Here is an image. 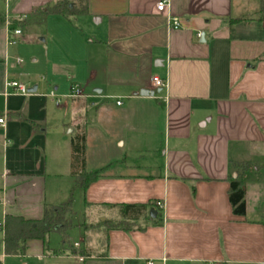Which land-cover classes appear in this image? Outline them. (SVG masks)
<instances>
[{
	"label": "crops",
	"instance_id": "1",
	"mask_svg": "<svg viewBox=\"0 0 264 264\" xmlns=\"http://www.w3.org/2000/svg\"><path fill=\"white\" fill-rule=\"evenodd\" d=\"M56 1L0 0V118L7 120L0 126V263L9 257L7 216L41 220L46 206L72 198L76 228L62 243L55 233L48 246L29 241L26 255L13 257L264 264V187L254 212L247 202L245 217L233 214L228 196L240 172L235 164L253 166L244 175L247 196L250 178L264 172V0H170L181 24L171 31L168 13L157 10L162 0H88V15L49 16L41 24L50 35L40 42L52 45L25 68L16 61L21 50L7 45L8 29H21L23 42L25 27L37 23L13 22ZM74 19L80 30L69 27ZM155 78L168 88H156ZM7 80L36 92L5 96ZM73 86L84 98L57 105L49 97ZM81 132L85 170L104 172L87 190L72 167L71 142ZM120 204L149 209L130 231L89 233V257L72 254L67 243L84 246L82 225L119 219L106 205Z\"/></svg>",
	"mask_w": 264,
	"mask_h": 264
},
{
	"label": "trees",
	"instance_id": "2",
	"mask_svg": "<svg viewBox=\"0 0 264 264\" xmlns=\"http://www.w3.org/2000/svg\"><path fill=\"white\" fill-rule=\"evenodd\" d=\"M88 15V0H57L53 4L46 5L38 10L31 20L23 22L14 21V25L24 27L29 22L41 25L49 16H62L66 19ZM4 19L0 18V25ZM72 167L74 177L77 180V186L87 190L94 182L100 179L103 171L88 173L85 170L86 155V133L81 132L73 137L72 142ZM234 167L239 170V176L231 180L228 192L229 202L233 214L238 217L246 216V193L247 187L244 181V175L250 171L253 166L249 163L235 164ZM109 209H117L119 219L108 220L99 224L82 225L84 230V246L77 251L73 246L67 243L72 254H81L89 257L87 245L89 243V233L92 231L103 230L105 234L112 230L130 231L134 229L135 221L143 215H147L149 205L146 204H120L106 205ZM75 212L73 210V199L57 206H46L41 220L29 221L21 217L7 216L4 225V250L7 256H24L27 252L29 241L40 240L48 246V240L51 235L58 233L62 236L76 228L74 223Z\"/></svg>",
	"mask_w": 264,
	"mask_h": 264
},
{
	"label": "rangeland",
	"instance_id": "3",
	"mask_svg": "<svg viewBox=\"0 0 264 264\" xmlns=\"http://www.w3.org/2000/svg\"><path fill=\"white\" fill-rule=\"evenodd\" d=\"M70 28H73L75 30H80V24L77 19H74L71 24H69ZM52 28V26H50ZM24 32L28 34V38H26L23 42H20L17 44L15 48L18 50H21L20 57L22 61L24 62V67L29 68L32 60L35 59L37 56L40 57L41 50H46L47 47H51L52 42L51 39H48L46 43H41L40 39L42 37L49 36V28L43 25H28L25 27ZM25 38V36H23ZM40 65L37 66L36 70L39 74H36L39 76V78L42 77L43 74H41V67ZM250 186H249V193L248 196L246 194V206L248 202L249 208L254 212L255 208L258 207V195L262 189V186L264 187V172H262L261 175H253V177L249 180ZM80 207L77 206V210ZM96 214V213H95ZM93 216H95L93 214ZM54 242H57V244H61L63 237L60 234H55L53 237ZM1 264V263H0ZM3 264H40L36 261L35 258H22V257H13L9 256L7 260L4 261Z\"/></svg>",
	"mask_w": 264,
	"mask_h": 264
},
{
	"label": "built area",
	"instance_id": "4",
	"mask_svg": "<svg viewBox=\"0 0 264 264\" xmlns=\"http://www.w3.org/2000/svg\"><path fill=\"white\" fill-rule=\"evenodd\" d=\"M157 10L162 13H168V21H167V29L169 31L179 29L181 27L180 21L178 18L172 16L171 14V1L170 0H162L157 4ZM19 20H24V18H19ZM7 23H9V18H7ZM8 38H7V45L8 46H16L21 42L22 38V30L21 29H16V28H11L9 27L8 29ZM17 63H22L21 59H16ZM153 84L156 88H161V89H167L168 88V83L166 81H163L159 78H155L153 80ZM6 91L5 96H10V95H18V96H28L30 95L29 93V88L22 83L16 82V81H10L7 80L6 85H5ZM49 97L53 98L57 105H60L63 100L65 99H81L84 98V93L83 90L78 87V86H73L70 89V92L66 95H57L56 93L52 92ZM118 106L122 105V102L117 103ZM6 115L0 118V126L2 128H6ZM7 144H5L6 147ZM155 207L163 214L165 215V210H166V205L165 201H159L156 202ZM83 261V259H81ZM148 264H153L152 261H149Z\"/></svg>",
	"mask_w": 264,
	"mask_h": 264
},
{
	"label": "water",
	"instance_id": "5",
	"mask_svg": "<svg viewBox=\"0 0 264 264\" xmlns=\"http://www.w3.org/2000/svg\"><path fill=\"white\" fill-rule=\"evenodd\" d=\"M35 92H36V89L29 90V93H35ZM142 95L143 96H149V94H147V92H142ZM151 95H154V94H151ZM155 215H157V212L151 211V216L155 217Z\"/></svg>",
	"mask_w": 264,
	"mask_h": 264
}]
</instances>
